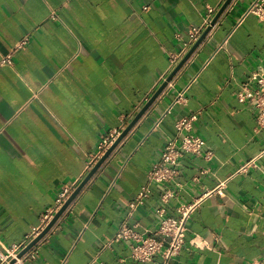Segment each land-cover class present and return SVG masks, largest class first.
Masks as SVG:
<instances>
[{
  "label": "crops",
  "instance_id": "obj_1",
  "mask_svg": "<svg viewBox=\"0 0 264 264\" xmlns=\"http://www.w3.org/2000/svg\"><path fill=\"white\" fill-rule=\"evenodd\" d=\"M253 1H231L26 264H157L129 258V241L115 240L119 227L153 231L160 208L176 216L224 179L225 194L203 199L169 264H264V154L237 172L264 148L255 107L237 95L264 71V21L247 13ZM223 2L0 0V60L27 39L0 64V245L21 242L63 187L85 177L99 140L128 125L191 47L192 27ZM180 93L185 100L175 102ZM191 115L202 154L184 152L172 177L130 210L177 121ZM167 190L174 196L163 201Z\"/></svg>",
  "mask_w": 264,
  "mask_h": 264
},
{
  "label": "built area",
  "instance_id": "obj_2",
  "mask_svg": "<svg viewBox=\"0 0 264 264\" xmlns=\"http://www.w3.org/2000/svg\"><path fill=\"white\" fill-rule=\"evenodd\" d=\"M147 8V6L144 7V9ZM216 10V8H209L203 25L200 27H192L189 31L191 39L190 45L198 39L203 30L210 24ZM248 12L255 13L264 21V0H254L247 9ZM52 16L55 17V14L53 13ZM26 43V38L16 43L12 52L1 58L0 64H11L14 51L23 47ZM175 63L174 61L173 65ZM237 95L240 101H249L255 107L258 128L262 131L264 138V71L252 72L246 81L241 83V89ZM148 99L149 97H146L145 101ZM184 100L185 97L180 93L175 102ZM194 119L195 115H191L190 117H185L177 121L175 136L167 140L162 148L160 159L149 168L146 182L141 185L135 199L129 203L130 210L137 209L144 202L151 194L153 184L160 183L172 177L175 172L174 167L178 165V161L184 152H189L194 155L202 154L205 140L200 135L191 132ZM124 128L125 125H121L120 128L114 130L110 135L104 136L99 140L96 152L92 155V160L89 162L87 170H90L107 151ZM262 154H264V148L257 157L240 166L237 172H243L249 166H256V160ZM203 172L206 171L203 170ZM79 183L80 180H76L71 185L63 187L62 191L58 194L55 205L51 209H48L42 216L40 225L34 227L27 233L21 242L11 245H0V264H26L28 260L37 257L38 250L35 249V245L39 241L21 256H19V253L46 227ZM226 187L227 179H224L215 187L204 189L202 194L192 201L180 204L177 207L176 216L165 215L164 209L160 208L158 210L160 216L159 224L155 230L148 233L139 234L133 229L128 228L125 224H122L115 235V240L126 239L129 241V258L135 261H152L158 257L157 264H169L170 260L180 253L186 243L188 221L192 213L198 208L205 197L212 194L224 195ZM173 196L174 194L167 190L162 194L161 198L163 201H168ZM131 239H134V241H131Z\"/></svg>",
  "mask_w": 264,
  "mask_h": 264
},
{
  "label": "water",
  "instance_id": "obj_3",
  "mask_svg": "<svg viewBox=\"0 0 264 264\" xmlns=\"http://www.w3.org/2000/svg\"><path fill=\"white\" fill-rule=\"evenodd\" d=\"M232 0H224L221 4L215 15L213 16L210 24L203 30L198 39L191 45L189 50L185 53V55L180 59L177 65L172 69V71L168 74L165 80L158 86V88L154 91V93L150 96V98L146 101V103L141 107V109L136 113V115L132 118V120L128 123V125L122 130L120 135L114 141V143L107 149V151L98 159V161L91 167L85 177L80 181V183L76 186L74 191L71 193L69 198L63 204V206L55 213L54 217L51 221L46 225V227L35 237L20 253L19 256L24 254L27 250H29L32 246H34L38 241H40L46 233L51 229V227L55 224V222L59 219V217L63 214V212L67 209V207L71 204V202L76 198V196L81 192V190L85 187V185L89 182V180L93 177V175L100 169V167L104 164V162L109 158L118 144L127 136V134L131 131V129L135 126V124L139 121V119L145 114V112L151 107V105L155 102L161 92L165 89L167 84L173 79V77L179 72V70L186 64L195 50L199 47L202 41L206 38L212 27L219 21V19L223 16L227 7L230 5Z\"/></svg>",
  "mask_w": 264,
  "mask_h": 264
}]
</instances>
